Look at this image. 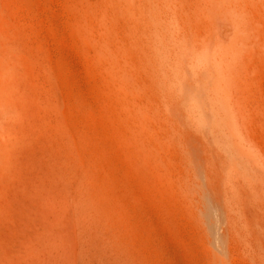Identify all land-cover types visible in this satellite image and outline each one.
<instances>
[{
	"label": "rangeland",
	"instance_id": "374dc122",
	"mask_svg": "<svg viewBox=\"0 0 264 264\" xmlns=\"http://www.w3.org/2000/svg\"><path fill=\"white\" fill-rule=\"evenodd\" d=\"M40 1L0 0V264H219L206 242L211 237L204 214L192 207L191 194L177 181L178 145H170L163 134L172 127L165 117L172 119L170 111H178L184 124L177 130L190 132L191 144L202 159L214 160L219 176L228 168L245 174V164L233 151L237 141L225 126V109L217 99L209 100L206 76H196L195 70L204 72V62L183 59L179 70L169 64L163 48L158 53L165 79L156 80L160 86L164 82L167 92L173 90L180 106L159 105L158 116L153 121L146 117L141 130L162 142L161 166L151 147L136 139L126 144L117 132L110 92L78 32L71 1ZM250 5L258 41L253 57L240 67L235 89L262 153L252 156L260 173L250 181L255 188L242 185L241 199L221 178L241 250L232 264H264V0H250ZM172 48L167 45L166 52ZM58 79L67 80L64 92ZM60 116H67L72 130L87 120L94 121L91 129H102L111 152L107 165L128 184L122 208H129L130 235L124 220L98 216L82 202L83 176L69 143L67 152Z\"/></svg>",
	"mask_w": 264,
	"mask_h": 264
},
{
	"label": "bare ground",
	"instance_id": "6f19581e",
	"mask_svg": "<svg viewBox=\"0 0 264 264\" xmlns=\"http://www.w3.org/2000/svg\"><path fill=\"white\" fill-rule=\"evenodd\" d=\"M30 1L22 0V3L28 4ZM70 1L78 32L88 45L96 71L110 92L108 101L112 103L116 114L114 120L117 129L119 128L117 132H121L120 137L126 144L136 139L140 144L151 147L157 153V160H160L162 151L160 149L163 144L141 131L147 123L146 117L153 121L158 116L159 105L166 107L171 104L173 107L174 104L175 109L180 108L173 90L167 92L162 88L164 82L160 86L162 82L156 80L162 79V76L165 79L164 68H161L163 63L161 66L158 53L159 51L161 53L163 48L169 64L179 70L184 68V64L181 63L183 59L191 63L200 60L204 62V72L201 73V70L197 69L196 76L198 75L200 80L206 76L211 87L207 88L210 91L209 100L217 99L225 109L224 117L227 119L225 126L229 137H232L233 142L237 141L233 151L238 153L245 164V174L240 175L235 168L231 172V168H228L224 176H219L217 169H214L216 168L214 160L202 159L198 148L191 144L193 138L190 132L183 130L181 133L177 130L179 125L184 124L183 120L179 119L181 113L178 111H170L172 119L165 117L172 127L167 131L163 130V134L169 138L170 145H178L176 155L181 172L177 181L191 194L192 207L204 214L208 222L211 240L206 239L207 244L213 246V253L219 264H232V258L241 250L236 243L237 220L227 212L225 202L227 187L222 184L221 178L226 179L228 189L237 199H241L242 185L247 184L251 189L255 188L250 181L260 173L254 165L255 159L252 156L262 153L247 127L243 105L237 101L235 89L240 67L253 57V48L258 41L254 19L250 15L252 10L250 0ZM148 4L150 7L147 16ZM158 8H165V13H156L155 10ZM169 16L172 19L174 17L175 24L171 23L172 19ZM166 31L170 32V38L166 37ZM171 44L173 48L166 52L167 45ZM55 72L63 77L62 68H57ZM65 82L67 83V80ZM62 83L60 88L63 91L62 87L65 86ZM61 104L63 107L68 105L63 101ZM92 121L87 120L81 128L72 130L67 116L59 118L67 152L69 143L70 152L79 164L77 170L83 176L85 192L82 202L90 205L94 214L98 216L115 221L124 220L125 233L130 235V218L127 216L129 208L125 210L126 204L125 209L122 208L128 199V184L107 165L106 159L110 160L111 157L109 144L102 129L90 128ZM120 125L123 129L130 127L132 133L122 131ZM186 131L184 137H181ZM159 163L161 166L164 165L161 160ZM239 176L243 178L241 184ZM257 192L259 193L260 189L257 188ZM257 201L261 202L259 198Z\"/></svg>",
	"mask_w": 264,
	"mask_h": 264
}]
</instances>
